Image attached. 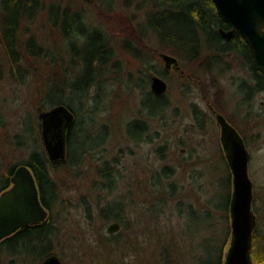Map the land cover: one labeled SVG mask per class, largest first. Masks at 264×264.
<instances>
[{
  "label": "rangeland",
  "instance_id": "374dc122",
  "mask_svg": "<svg viewBox=\"0 0 264 264\" xmlns=\"http://www.w3.org/2000/svg\"><path fill=\"white\" fill-rule=\"evenodd\" d=\"M97 1L63 0L74 11H81L87 23L100 25L109 33L121 71L116 75L118 81L109 82L107 95L92 108L99 111L84 114L80 120L84 129L96 125L98 137L92 143L108 133L106 143L73 171L61 166L52 172L60 183L64 179L60 202L52 212V223L58 227L53 252L65 264H218L215 245L221 240L226 242L224 264L231 219L229 213L215 208L214 202L221 206L228 202L232 176L229 189L230 168L221 144V128L210 106L232 120L251 153L249 173L254 182L257 232L264 245V91L244 103L235 80L249 74L240 56L231 54L214 65L211 52L204 48L197 58L189 59L183 50L162 43L149 28L142 44L131 39L133 47L149 60V64H143L123 50L122 31L146 23L152 5L142 9L138 7L141 0H112L110 9H105L107 2L100 4L101 14ZM130 16L134 17L132 22ZM71 22L69 16L66 23ZM54 29L39 18L31 32L53 54L61 51L67 62L80 58L85 40L62 41ZM163 53L177 57L179 67L167 69ZM37 65L38 72L21 85L11 73L0 25V170L24 161L33 149L45 147L37 99L38 87L51 67L44 62ZM154 74L168 82L163 98L169 107L163 116L149 117L146 109L158 110L159 99L143 94L144 88L138 84L146 77V91H151ZM66 81L70 86L76 80L68 75ZM75 105L81 107L79 99ZM139 117L149 121L151 142L138 144L127 133L128 122ZM90 135L83 131L81 142L89 144ZM105 165L115 172L113 189L102 187L105 180L99 171ZM166 167L172 169V176L162 185H152V173ZM106 205L109 214L123 205L126 224L114 217L104 218L101 208ZM190 205L196 211H187ZM155 206L162 209L160 213L150 212ZM208 213L209 220L205 217ZM114 221L121 224V229L108 233L107 226ZM16 246L20 249L17 255L3 249L0 264H10L12 259L15 264L39 263L32 259L31 244L20 242Z\"/></svg>",
  "mask_w": 264,
  "mask_h": 264
},
{
  "label": "trees",
  "instance_id": "16d2710c",
  "mask_svg": "<svg viewBox=\"0 0 264 264\" xmlns=\"http://www.w3.org/2000/svg\"><path fill=\"white\" fill-rule=\"evenodd\" d=\"M110 2L112 0H98V9H101L99 7L101 3L107 5L105 6L106 10L110 9ZM139 3L141 4L138 6L139 8L143 9L147 4L152 5V8L147 12L146 23L122 31L125 33L122 47L125 52L139 59L143 64H149V60L143 57L139 48L133 47L131 39L135 38L142 44L146 28L152 30L166 46L183 50L189 59L197 58L204 48H208L214 65L220 63L223 58L237 54L238 50H241L236 46V43H239L238 37L229 43L218 31L219 27L230 28V24L219 15L213 0H141ZM74 10L69 4L65 5L63 0H0V12L3 13L0 19L1 36L5 52L9 58L11 73L21 85H25L29 76H34L38 72L37 63H47L51 68L43 83L38 87V104L43 108L65 104L76 115L75 122L68 133V158L66 161L61 163L51 161L44 147L33 149L27 159L11 166L28 164L35 170L43 189L45 204L52 212L60 202L61 184H64V179L61 178L60 183L52 175L53 170L65 166L73 171L81 166L86 156L93 154V151L104 145L108 139V133H106L98 143H92L91 141L95 140L93 138L98 137L96 125L93 124L84 129L81 121L84 114H95L99 111L92 108L98 104L102 96L107 95L106 88L109 87V82L112 79L118 81L116 75L121 71V65L115 59L117 49L111 44L109 33L100 25H90L81 11ZM99 13L102 14V11L100 10ZM69 16L72 18L70 24L66 23ZM39 18H44L47 23L49 22L52 27L57 29V32L62 36V41L76 43L84 39L81 57L73 58L71 62H67L64 60L61 51L58 50L53 54L50 47L39 42L35 32H31L32 26ZM133 18L130 16L128 20L132 22ZM121 19L124 20L125 17L122 16ZM68 75L76 80L72 81L70 86H66ZM141 82L138 86H143V94L147 93L159 99L158 110L145 108L147 115L149 117L163 116L169 107V102L163 98L164 94H156L152 90L146 91L148 82L146 77H143ZM262 91H264V73H262ZM76 99L80 101V108L75 105ZM93 103L95 104L93 105ZM83 131L91 134L90 137L92 138L88 137L89 144H84L80 140ZM127 133L131 140L138 144L151 142L153 139L150 134L149 121L142 117L128 122ZM85 139L87 140V135ZM112 168L108 165L100 168L99 173L105 180L102 183L103 188L113 189L116 175ZM173 173L172 169L168 167L154 171L152 173V185H162V181L171 177ZM231 176L230 171V176L228 174L229 189H231ZM231 198L232 191L229 190L228 202L222 206L214 202L215 208H219L230 215ZM163 202L166 203L167 199H163ZM209 202L213 204V198H210ZM162 205L165 207L164 204ZM107 207L108 205L101 208L104 218L114 217L116 220H121L124 225L126 224L122 219L124 217L122 214L123 205H119L117 210L110 214L107 213ZM187 208V211H196L191 205ZM160 209L155 206L150 212L160 213L162 210ZM254 210L256 212L255 206ZM209 216H211L209 213L205 215L207 220L210 219ZM48 225L49 228L47 225H41L28 228L14 235L11 239L0 244V253L2 248L19 251L20 249H17L16 245H20L21 242L23 245L31 244L33 246L31 251L34 252L35 260H41L52 253L55 254L53 252L56 247L54 238L58 227L52 223L51 219ZM227 232L229 235V229ZM225 239L227 240L228 237ZM225 245L226 242L221 240L219 245L217 243L215 245L219 253L218 264H223ZM253 257L255 262L264 263V245H261L257 229L253 237ZM207 264L209 263L207 262Z\"/></svg>",
  "mask_w": 264,
  "mask_h": 264
},
{
  "label": "water",
  "instance_id": "95a60500",
  "mask_svg": "<svg viewBox=\"0 0 264 264\" xmlns=\"http://www.w3.org/2000/svg\"><path fill=\"white\" fill-rule=\"evenodd\" d=\"M219 15L228 22L230 29L219 28L225 40L239 33L250 45L256 67L264 73V0H213ZM167 69L177 66V57L161 54ZM151 89L165 94L168 82L162 76L151 77ZM42 137L51 161L61 163L68 158V132L75 122L74 111L65 104L49 109L39 107ZM221 128V144L232 174V198L230 202V240L225 252L224 264H256L253 257V237L257 229L254 210V182L249 173L251 153L239 130L224 114H217ZM14 186L0 196V241L21 228L47 219L48 210L39 200L35 179L26 164L19 165L12 178ZM121 224L114 221L107 232L120 231ZM41 264H64L57 254L47 257ZM264 264V263H261Z\"/></svg>",
  "mask_w": 264,
  "mask_h": 264
},
{
  "label": "flooded vegetation",
  "instance_id": "af4514ba",
  "mask_svg": "<svg viewBox=\"0 0 264 264\" xmlns=\"http://www.w3.org/2000/svg\"><path fill=\"white\" fill-rule=\"evenodd\" d=\"M231 28V26H230ZM227 28V29H230ZM219 31V29H218ZM222 36V35H221ZM241 39H240V37ZM236 37L239 38V43H236V46L238 47V49L240 48L241 50H238L239 52L237 53V57L240 56L242 63L241 65L243 66L244 71H247L249 76L248 77H244V78H239L238 80H235L237 83L240 92L242 94H244V103H250L253 101V99L262 92V71L260 69H258L256 67V62H255V56L254 53L250 47V45L246 42V40L242 37L241 34L239 33H235L233 35V37L230 40H226V42H232ZM179 67V65H178ZM152 76V75H151ZM210 108L213 110V112L215 113L216 117L217 114L219 113V111L216 108H213V106H210ZM225 117L227 118V120L235 126V124L232 122V120L230 118H228L226 115ZM236 127V126H235ZM237 128V127H236ZM238 129V128H237ZM70 130V129H69ZM239 130V129H238ZM240 132V131H239ZM69 133V132H68ZM241 133V132H240ZM242 134V133H241ZM44 142V141H43ZM45 146V145H44ZM46 150V149H45ZM47 153V152H46ZM48 155V153H47ZM49 157V156H48ZM50 159V158H49ZM22 165V164H19ZM17 165L16 167H10L8 169H4V170H0V196L8 191L9 189H11L14 186V183L12 181L13 176L15 175L16 171H17V167L19 166ZM28 165V164H26ZM29 166V165H28ZM30 168V171L35 179V183L38 189V194H39V200L41 202V204L48 210V217L46 220L40 222V223H36L30 226H26L24 228H21L20 230H18L17 232H15L14 234L5 237L4 239H2L0 241L1 243H4L5 241H7L8 239H11L14 235L19 234L21 231L26 230L28 228L31 227H36V226H41V225H47V228H49L48 222L51 219L52 220V211L48 208V206L45 204V200H44V196H43V189L42 186L39 182V178H38V174L35 172V170L33 168ZM155 176V175H154ZM48 182V180H47ZM47 187H49V185H47ZM115 234V233H114ZM4 248H2L3 251ZM8 252H11L10 254L12 255H17L18 254V250H14L8 249ZM53 254V253H52ZM52 254H49L47 256H45L43 259L41 260H35V256H32L33 261L39 262L38 264H41L47 257L51 256ZM10 264H15V260L12 259L10 261ZM65 264V263H64Z\"/></svg>",
  "mask_w": 264,
  "mask_h": 264
}]
</instances>
